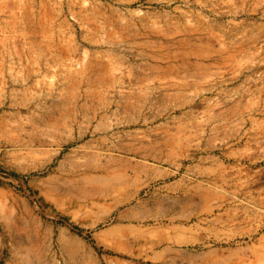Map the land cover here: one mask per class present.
I'll return each mask as SVG.
<instances>
[{
  "label": "rangeland",
  "instance_id": "374dc122",
  "mask_svg": "<svg viewBox=\"0 0 264 264\" xmlns=\"http://www.w3.org/2000/svg\"><path fill=\"white\" fill-rule=\"evenodd\" d=\"M263 250L264 0H0V264Z\"/></svg>",
  "mask_w": 264,
  "mask_h": 264
},
{
  "label": "bare ground",
  "instance_id": "6f19581e",
  "mask_svg": "<svg viewBox=\"0 0 264 264\" xmlns=\"http://www.w3.org/2000/svg\"><path fill=\"white\" fill-rule=\"evenodd\" d=\"M173 142H176V140L173 139V138H169V139L166 140L165 143H166L167 145H171ZM164 164H165V163H164ZM169 165H171V163H170ZM176 166H178V170H177L176 172H166V173H164V174H163L164 179H166V180H168V181H171V180H173V179H175V178H177V177L179 176L182 165H181V164H176ZM96 180H97V178H95V177L85 178V179L82 180V181H83L82 184L94 183V182H96ZM204 198L208 199V198H209V195H206V194H205V195H204ZM262 252L264 253V250H263ZM42 260H44V259H42ZM38 262H39V261H38ZM263 262H264V261H263ZM33 264H34V263H33Z\"/></svg>",
  "mask_w": 264,
  "mask_h": 264
}]
</instances>
